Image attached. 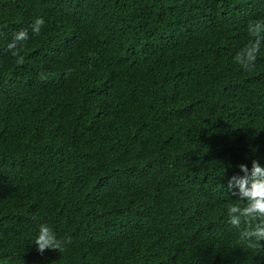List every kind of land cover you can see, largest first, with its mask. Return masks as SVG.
Segmentation results:
<instances>
[{"label": "trees", "instance_id": "16d2710c", "mask_svg": "<svg viewBox=\"0 0 264 264\" xmlns=\"http://www.w3.org/2000/svg\"><path fill=\"white\" fill-rule=\"evenodd\" d=\"M261 19L264 0H0V264H264L227 223L229 180L264 167V46L233 60Z\"/></svg>", "mask_w": 264, "mask_h": 264}, {"label": "clouds", "instance_id": "9594fccd", "mask_svg": "<svg viewBox=\"0 0 264 264\" xmlns=\"http://www.w3.org/2000/svg\"><path fill=\"white\" fill-rule=\"evenodd\" d=\"M45 21L42 17L30 25L33 35H39ZM29 29H22L14 34L12 41L7 45V50L18 63L23 62L21 55V42L29 38ZM249 40L236 53L233 60L245 71L254 70L256 61L264 46V19L249 22L247 28ZM44 79L42 75L40 77ZM240 171L244 174L234 175L228 182V189L232 190V195L238 197L234 203L227 206V223L235 229H240L241 225H246L239 232V240L249 248L264 246V167L258 160L252 161L251 169L247 164L239 165ZM35 245L40 253L45 250H62L61 241L57 239L55 232L47 225H39V233L35 240Z\"/></svg>", "mask_w": 264, "mask_h": 264}]
</instances>
